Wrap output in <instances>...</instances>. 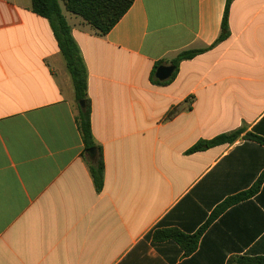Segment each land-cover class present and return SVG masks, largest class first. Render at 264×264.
I'll list each match as a JSON object with an SVG mask.
<instances>
[{"label":"crops","instance_id":"0c3cea01","mask_svg":"<svg viewBox=\"0 0 264 264\" xmlns=\"http://www.w3.org/2000/svg\"><path fill=\"white\" fill-rule=\"evenodd\" d=\"M134 0L105 35L62 13L86 69L104 184L82 152L71 78L31 0H0V264H233L264 257V0ZM65 9V8H64ZM202 50L157 83L155 66ZM156 68V69H157ZM160 82V81H159ZM240 131L231 144L190 152Z\"/></svg>","mask_w":264,"mask_h":264},{"label":"trees","instance_id":"16d2710c","mask_svg":"<svg viewBox=\"0 0 264 264\" xmlns=\"http://www.w3.org/2000/svg\"><path fill=\"white\" fill-rule=\"evenodd\" d=\"M232 1L226 0L221 22V32L216 42L225 40L229 35L228 14ZM62 2L68 13L80 17L86 24L96 30L99 35H105L128 11L134 0H62ZM31 4L32 11L48 21L71 78L77 110L75 121L83 143L82 157L88 166V171L96 191L100 192L104 184V163L101 148L97 146L92 136L90 105L86 96V69L79 49L71 36L70 27L62 13L60 0H31ZM201 52L202 50L185 51L172 60L171 66L174 67V71L168 81L174 77L178 64L181 61L192 59ZM157 66H155V70ZM80 102H83V106H80ZM240 133V131H237L231 134L220 135L209 141L198 142L190 149V152L202 151L219 144L234 143L239 138ZM244 139L264 144V139L251 133L246 134ZM90 149H93V151L89 152ZM262 182H264V173L260 175L250 189L225 199L215 208L209 219L197 233L189 235L177 229L155 230L152 235L153 240L156 242L174 241L181 247L185 255L191 254L196 249L197 239L201 231L223 210L252 197L258 191ZM233 264H264V257H239L234 260Z\"/></svg>","mask_w":264,"mask_h":264},{"label":"water","instance_id":"95a60500","mask_svg":"<svg viewBox=\"0 0 264 264\" xmlns=\"http://www.w3.org/2000/svg\"><path fill=\"white\" fill-rule=\"evenodd\" d=\"M173 71H174L173 66L161 65L156 69L154 76L160 82L166 81L172 76ZM80 106H83V102H80ZM92 151L93 149L89 150V152H92Z\"/></svg>","mask_w":264,"mask_h":264},{"label":"rangeland","instance_id":"374dc122","mask_svg":"<svg viewBox=\"0 0 264 264\" xmlns=\"http://www.w3.org/2000/svg\"><path fill=\"white\" fill-rule=\"evenodd\" d=\"M60 6H61L63 12H64L65 14H68V13L65 11V9H64V4H63L62 0H60Z\"/></svg>","mask_w":264,"mask_h":264}]
</instances>
